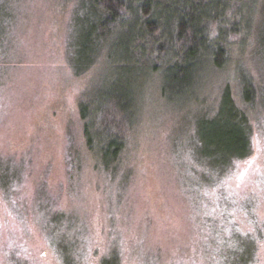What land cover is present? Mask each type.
<instances>
[{
    "label": "rangeland",
    "instance_id": "rangeland-1",
    "mask_svg": "<svg viewBox=\"0 0 264 264\" xmlns=\"http://www.w3.org/2000/svg\"><path fill=\"white\" fill-rule=\"evenodd\" d=\"M240 4L243 18L219 19L245 31L224 68L206 64L173 102L157 74L137 83L114 164L88 151L80 119L115 70L88 0H0V264H264V0ZM71 51L79 68L94 62L80 77Z\"/></svg>",
    "mask_w": 264,
    "mask_h": 264
},
{
    "label": "trees",
    "instance_id": "trees-1",
    "mask_svg": "<svg viewBox=\"0 0 264 264\" xmlns=\"http://www.w3.org/2000/svg\"><path fill=\"white\" fill-rule=\"evenodd\" d=\"M88 2L98 20L95 26L100 33L97 48H103L102 39L106 36L105 52L110 54L115 70L98 97L86 95L83 98L80 119L88 151L97 152L104 162L118 164L134 123L137 83L144 84L150 75L157 74L162 82L161 96L168 102L190 93L203 76L206 64L216 69L226 65L230 39L245 31L233 27L225 31L219 19L243 18L244 6L240 4L242 0ZM248 4L250 10L256 9L257 3ZM86 40L90 42V37ZM76 56L77 53L71 51L68 64L73 75L80 77L94 62L79 68ZM242 93L241 103L251 109L256 94L249 81L244 83ZM225 105L233 107L235 114L246 122V111L238 108L229 94L223 95L222 106ZM250 136L251 133L248 139H236L234 151L233 147H225L234 152L235 162L247 159L252 153Z\"/></svg>",
    "mask_w": 264,
    "mask_h": 264
}]
</instances>
